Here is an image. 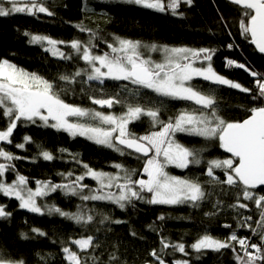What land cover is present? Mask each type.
<instances>
[{"label":"snow or ice","instance_id":"snow-or-ice-1","mask_svg":"<svg viewBox=\"0 0 264 264\" xmlns=\"http://www.w3.org/2000/svg\"><path fill=\"white\" fill-rule=\"evenodd\" d=\"M119 2L182 16L181 5L190 6L193 0ZM230 3L241 9L238 21L241 34L264 53V0H230ZM39 13L54 15L45 0H0V17L14 14L36 16ZM76 27L81 33L88 34L86 40L66 42L47 35L24 33L30 38L29 43L46 45L44 50L60 60L83 62L82 67L76 66L73 71L62 73L57 80L29 72L7 59L0 60V118H6V126L0 129V144H13V133L18 125H37L66 132L72 138L84 137L121 156L134 155L143 161L141 168L130 169L122 163H114L111 167L115 171H104L83 162L79 154L61 148L59 151L68 153L71 161L82 170L79 174L72 170L58 173L62 178L60 183L36 180V187L32 188L28 186L30 178L20 174L14 163L25 157L0 146V160L3 161L0 162V193L15 198L21 209L39 215H58L86 228L96 222L99 215L95 207H88V202H104L122 210L134 207L136 201L200 207L212 192L198 178L174 175L169 168L186 170L204 164L208 185L219 186L224 195H228V189L236 190L233 193L235 202L227 207L238 214L236 229L246 228L251 235L241 236L232 230L226 237L219 238L205 231L190 245L173 242L161 235L159 252L152 250L150 256L158 264H168L164 258L170 255L168 249L189 256L187 248L190 247L198 254L197 259L208 251L220 253L230 249L236 264H264V73L227 60L228 67L244 69L254 78V86L245 87L215 70L212 60L216 49L144 44L119 36H112L109 41L82 23ZM99 40L106 44V51L99 50ZM61 45L71 51H64ZM152 53H159L160 58L154 59ZM197 79L211 85L239 89L251 96L254 106L247 109L248 115L243 120L225 119L220 114L215 90H205L194 84ZM106 82L116 83L110 90ZM141 90L147 91L141 95ZM148 92L161 98L154 106H146L152 103ZM77 94L85 96L91 106L68 102L69 95ZM166 100L185 101L190 106L165 119L162 111ZM117 106L121 110L113 111ZM142 117L148 118L150 128L139 135L129 126ZM177 133L216 141L230 155L206 160L203 156L205 147L182 144L176 139ZM33 143L32 137L24 136L23 142L14 146L26 149V145ZM36 147L37 156L45 161L57 158L41 145ZM217 170L223 179L216 174ZM10 172H16V176L8 182L6 174ZM86 179L94 181L95 185L85 183ZM57 191L78 197L82 203L77 205V211H65L54 204L40 202ZM252 206L258 214L255 220L252 214H244L245 211L251 213ZM223 207L221 199L213 204L214 209L223 210ZM216 214L215 211L205 213L206 216ZM11 215L6 206L0 204V219ZM164 219L163 215L159 217L161 221ZM109 220L110 217L104 215L99 223ZM223 227L232 229L233 226L225 224ZM30 231L39 236L47 235L36 227ZM21 236L28 239L26 233ZM253 236L257 242H253ZM99 247L97 238L89 234L70 239L61 250L67 264H99L100 258L94 254V249ZM118 259L115 254L109 257L110 261ZM0 264H25V261L0 257ZM172 264H191V261L175 259Z\"/></svg>","mask_w":264,"mask_h":264},{"label":"trees","instance_id":"trees-1","mask_svg":"<svg viewBox=\"0 0 264 264\" xmlns=\"http://www.w3.org/2000/svg\"><path fill=\"white\" fill-rule=\"evenodd\" d=\"M45 3L54 15L39 13L36 16L14 14L0 17V60L7 59L29 72L38 73L49 80H57L62 73L73 71L76 66L82 67L83 62L60 60L44 50L46 45L29 43L30 38L24 33L47 35L66 42L73 39L86 40L88 34L81 33L76 27L77 24L82 23L109 41L112 36H119L139 40L144 44L216 49L212 60L215 70L245 87L252 88L254 78L244 69L228 67L227 60L236 59L237 63L264 73V56L257 53L250 39H246L241 34L238 23L241 9L230 3V0H193L190 6L181 5L182 16L124 4L119 0H45ZM97 43L99 50H107L103 40ZM60 47L66 52L71 51L66 45ZM106 83L111 90L116 82ZM193 83L202 86L205 90L209 88L215 90L220 114L225 119L243 120L248 115L247 109L254 106L251 96L239 89L211 85L200 79ZM145 91L147 90H141V95ZM148 97L152 103H147L146 106H154L161 99L151 92H148ZM67 100L70 103L91 106L87 98L79 94L69 95ZM188 106H190L189 102L166 100L162 116L166 119ZM120 110V106L113 109L116 112ZM5 126L6 118H0V129ZM129 127L132 132L142 135L149 130L150 123L147 117H142L140 121L130 124ZM24 136L32 137L35 143L26 145V149L16 148L14 145L23 142ZM176 139L188 146L205 147L203 156L206 160L230 155L224 152L216 141H205L203 138L191 137L184 133H177ZM36 145L51 151L57 158L45 161L38 157ZM0 146L25 157L14 163L20 174L30 178L28 186L32 188L36 187V180L47 179L60 183L62 178L58 173L72 170L79 174L82 170L71 161L68 153L59 151L61 148L79 154V159L90 166L109 172L115 171L111 167L114 163H122L130 169H139L143 163L134 155L121 156L84 137L72 138L66 132L31 124L18 125L13 133V144H0ZM204 167V164H201L190 166L186 170L169 168L174 175L198 178L208 191L212 192L211 197L200 207L193 208L188 204L154 205L136 201L134 207L129 206L122 210L104 202H88V207H95L99 215L96 222L86 228L58 215H39L21 209L15 198L5 197L0 193V204L5 205L6 210L12 213L9 218L0 219V257L12 260L23 259L25 264H67L63 258L62 246L67 245L70 239L91 234L100 244L99 248L94 249V254L100 258L99 264H158L155 258L150 256V252L152 250L159 252L161 235L167 236L173 242L182 241L186 245L193 243L205 231L219 238L226 237L232 230H236L241 236L251 235L246 228L236 229L238 214L227 207L235 202L233 193L236 190L228 189V195H224L219 186L208 185ZM216 174L223 179L220 170H217ZM15 176L16 172L7 173L6 180L11 182ZM85 183L95 185L90 179H86ZM217 199L223 200V210L213 208ZM40 202L54 204L70 212L77 211V205L82 203L78 197L66 196L61 191L51 193ZM252 208L251 213L245 211L244 214H252L255 220L258 214L254 206ZM213 211L217 214L205 215ZM104 215L109 216L110 220L99 223ZM162 215L165 217L163 221L159 220ZM112 220L124 222L117 224L112 223ZM225 224L232 225V229L223 227ZM33 227L40 228L47 235L39 236L31 232L30 229ZM133 232L136 233L135 236L132 235ZM21 233H26L28 239L22 238ZM252 240L257 242L255 236ZM187 251L190 253L189 256L179 252L173 253L172 249H168L170 255L164 258L168 264H172L175 259H188L191 264H236L230 249L222 250L220 253L208 251L200 259H197L198 254L190 247ZM111 254H115L119 259L110 261Z\"/></svg>","mask_w":264,"mask_h":264},{"label":"rangeland","instance_id":"rangeland-1","mask_svg":"<svg viewBox=\"0 0 264 264\" xmlns=\"http://www.w3.org/2000/svg\"><path fill=\"white\" fill-rule=\"evenodd\" d=\"M152 56H153L154 59H159L160 58V54L159 53H152Z\"/></svg>","mask_w":264,"mask_h":264},{"label":"water","instance_id":"water-1","mask_svg":"<svg viewBox=\"0 0 264 264\" xmlns=\"http://www.w3.org/2000/svg\"><path fill=\"white\" fill-rule=\"evenodd\" d=\"M251 43V42H250ZM252 44V43H251ZM253 45V44H252ZM253 47L255 48L256 52L259 53L260 55L264 56V53H260L259 50L255 47V45H253ZM146 264H154V263H146Z\"/></svg>","mask_w":264,"mask_h":264},{"label":"built area","instance_id":"built-area-1","mask_svg":"<svg viewBox=\"0 0 264 264\" xmlns=\"http://www.w3.org/2000/svg\"><path fill=\"white\" fill-rule=\"evenodd\" d=\"M233 61H235L237 63V60L236 59H233Z\"/></svg>","mask_w":264,"mask_h":264}]
</instances>
